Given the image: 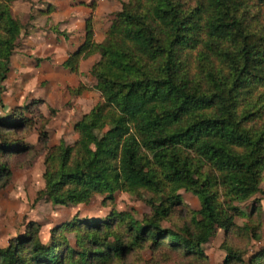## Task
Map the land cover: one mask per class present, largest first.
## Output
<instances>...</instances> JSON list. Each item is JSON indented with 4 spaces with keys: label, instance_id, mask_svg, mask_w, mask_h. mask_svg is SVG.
I'll return each mask as SVG.
<instances>
[{
    "label": "trees",
    "instance_id": "16d2710c",
    "mask_svg": "<svg viewBox=\"0 0 264 264\" xmlns=\"http://www.w3.org/2000/svg\"><path fill=\"white\" fill-rule=\"evenodd\" d=\"M14 2L0 0V83L27 26L13 15ZM93 54L100 55L90 75L101 100L76 124V145L61 140L47 155L37 200L77 207L103 196L114 208L121 192L137 195L150 213L141 221L115 209L106 219L76 218L53 229L48 243L32 222L0 247V264H126L145 250L158 264H211L205 246L219 230L260 241L264 0H129L100 43L90 17L84 43L63 67L79 74ZM41 104L0 116V191L12 184L17 162L49 150L45 123L42 150L24 136L35 113L44 118ZM182 191L199 199V211L184 204ZM248 202L247 214L240 205ZM222 248L223 264H264V250L245 260Z\"/></svg>",
    "mask_w": 264,
    "mask_h": 264
},
{
    "label": "rangeland",
    "instance_id": "374dc122",
    "mask_svg": "<svg viewBox=\"0 0 264 264\" xmlns=\"http://www.w3.org/2000/svg\"><path fill=\"white\" fill-rule=\"evenodd\" d=\"M17 7V11L21 13L25 27L24 35L30 27L35 14L34 7L41 6L42 0H22ZM25 1L29 3L25 4ZM119 6V12L124 3L129 0H113ZM31 6L32 11L28 14L27 10ZM34 6V7H33ZM111 15L110 24L113 19ZM111 26V25H110ZM89 63V62H86ZM89 66V65H88ZM87 82L86 85L92 87L89 92H86L78 104L68 102L65 105H39L38 112L44 118H39L38 113L32 117L34 123H37L33 128L29 129L25 136V141L34 146L37 150H42L39 144L40 125L46 124V131L49 135V150L40 151V154L27 155L22 161L15 164L13 169L12 184L5 190L0 191V247L4 248L8 245L11 237L16 236L19 232H26L27 226L32 222H37L41 225L40 238L42 242L48 243L51 240V232L56 227L65 225L74 219H106L111 211L115 209L118 212H131L134 218L141 221L145 214L150 213L149 207L137 195H130L118 192L115 195V204L110 206L104 204V197H95L88 205H79L77 207H60L53 206L48 200H37L40 191L45 187L43 178L45 172V159L48 154H51L54 148L64 140L68 145L75 146L80 137V132L76 130V124L82 117L88 114L101 100L100 95L93 88L96 85V80ZM70 95V94H69ZM66 97V96H64ZM35 101V100H34ZM33 101H28L27 104ZM20 107V106H17ZM16 108V107H14ZM13 108H8L4 111V105H0V116L4 112L10 111ZM28 117L31 116L27 113ZM66 120V123L64 122ZM63 123V124H62ZM28 162L32 164L29 166ZM184 204L193 211L201 209L199 199L191 193L181 192ZM145 198H149L145 195ZM261 202L262 208V238L260 241L252 240L245 236L229 235L226 237L223 230H219L217 235L205 246V251L210 258L211 264H223L226 257V252L222 245L226 243L228 246L240 250L244 254V259L248 260L250 256L260 250H264V185L263 192L256 196ZM246 213H250L252 202L240 205ZM245 219L237 218L235 223L237 227L245 225ZM71 244L74 246V237L67 235ZM126 264H158L155 259H152L150 251L145 250L142 253L130 258ZM162 264V263H160ZM173 264V263H166Z\"/></svg>",
    "mask_w": 264,
    "mask_h": 264
},
{
    "label": "crops",
    "instance_id": "0c3cea01",
    "mask_svg": "<svg viewBox=\"0 0 264 264\" xmlns=\"http://www.w3.org/2000/svg\"><path fill=\"white\" fill-rule=\"evenodd\" d=\"M20 2L24 1L15 0L13 15L21 19L17 11ZM119 6L113 0H42L40 7L33 6L35 14L30 13V6L27 13L34 17L32 27L23 34L11 59L7 79L0 83V105L2 102L4 111L26 105L30 100H42L43 105H59L61 101V105L71 101L78 104L92 90L86 84L93 80L91 67L100 60V55L93 54L83 60L79 74L70 73L63 63L84 43L90 17L95 42L104 40L111 25L109 17ZM80 85L90 90L79 97L71 96L70 89Z\"/></svg>",
    "mask_w": 264,
    "mask_h": 264
}]
</instances>
